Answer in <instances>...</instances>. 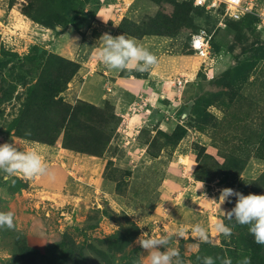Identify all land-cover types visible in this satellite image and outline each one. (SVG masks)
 <instances>
[{"label": "rangeland", "instance_id": "374dc122", "mask_svg": "<svg viewBox=\"0 0 264 264\" xmlns=\"http://www.w3.org/2000/svg\"><path fill=\"white\" fill-rule=\"evenodd\" d=\"M244 1L233 19L185 0H0V144L38 152L57 176L0 174V212L16 225L0 229V264H147L137 238L180 229L162 250L183 264H264L249 226L224 217L236 198L214 202L223 188L264 195V0ZM200 28L205 60L188 42ZM105 33L158 63L106 69L94 59ZM58 72L69 78L48 92Z\"/></svg>", "mask_w": 264, "mask_h": 264}, {"label": "clouds", "instance_id": "9594fccd", "mask_svg": "<svg viewBox=\"0 0 264 264\" xmlns=\"http://www.w3.org/2000/svg\"><path fill=\"white\" fill-rule=\"evenodd\" d=\"M98 41L99 46L95 49L94 59L108 70L144 73L158 63V58L153 53L124 34L113 37L105 33ZM0 174H3L5 179L12 176H20L25 180L46 178L50 182H55L57 179L56 173L48 167L38 152H22L7 142L0 144ZM231 197L236 198L235 206L223 212L224 217L234 220L236 224L248 225V231L254 242L264 246V195H243L231 188H223L220 190L218 200L214 202H217L220 208L225 202L230 203ZM15 227L14 214L0 212V229L13 230ZM214 228L217 234H223L225 237L232 235V228L226 226L223 220H218ZM191 232L194 239L208 242V231L200 224L194 225ZM174 235L184 238L186 233L180 229L175 234L169 233L159 238L142 233L135 243L147 253V264H183L177 248L168 247L167 250H162L171 244ZM202 264H215V261L213 257L206 256L202 258ZM221 264H232V260L223 258ZM242 264H251V259L244 257Z\"/></svg>", "mask_w": 264, "mask_h": 264}, {"label": "built area", "instance_id": "2783aa9c", "mask_svg": "<svg viewBox=\"0 0 264 264\" xmlns=\"http://www.w3.org/2000/svg\"><path fill=\"white\" fill-rule=\"evenodd\" d=\"M196 6L204 7L207 10L218 11L223 7L225 14L233 19H239L242 15L251 11V7L244 0H189ZM199 42V46H197ZM190 46L198 54L203 55V59L209 58L210 55V36L205 28H200L192 34Z\"/></svg>", "mask_w": 264, "mask_h": 264}, {"label": "trees", "instance_id": "16d2710c", "mask_svg": "<svg viewBox=\"0 0 264 264\" xmlns=\"http://www.w3.org/2000/svg\"><path fill=\"white\" fill-rule=\"evenodd\" d=\"M185 1H186V3H188L190 5V7H194V8H197V9L207 10L204 7L194 5L192 3V1H189V0H185ZM221 9H223V7H221L220 10ZM209 11H211V10H209ZM223 11H224V9H223ZM187 12H188V10H187ZM187 12L184 9L181 8L177 12L178 14H175L176 19H180L181 17L184 18L186 16V13ZM191 37H192V34L190 35L189 40H188L189 44H190ZM67 78H69V76L67 77L66 74H60L58 72V75H57V73H55L53 80H51V81H45V86L46 87H44V88H45V90H47L48 92H51V93H55L56 91H60V87L58 85V80H61V83L64 84L66 82V80H68Z\"/></svg>", "mask_w": 264, "mask_h": 264}, {"label": "snow or ice", "instance_id": "6c2138e0", "mask_svg": "<svg viewBox=\"0 0 264 264\" xmlns=\"http://www.w3.org/2000/svg\"><path fill=\"white\" fill-rule=\"evenodd\" d=\"M197 46H199V42H197Z\"/></svg>", "mask_w": 264, "mask_h": 264}, {"label": "bare ground", "instance_id": "6f19581e", "mask_svg": "<svg viewBox=\"0 0 264 264\" xmlns=\"http://www.w3.org/2000/svg\"><path fill=\"white\" fill-rule=\"evenodd\" d=\"M192 76V75H191Z\"/></svg>", "mask_w": 264, "mask_h": 264}]
</instances>
